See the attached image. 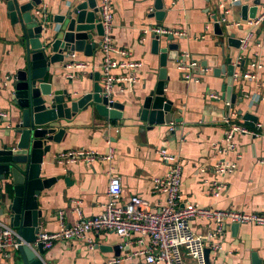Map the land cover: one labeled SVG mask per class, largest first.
Wrapping results in <instances>:
<instances>
[{"label":"crops","instance_id":"crops-1","mask_svg":"<svg viewBox=\"0 0 264 264\" xmlns=\"http://www.w3.org/2000/svg\"><path fill=\"white\" fill-rule=\"evenodd\" d=\"M66 1L71 5L86 0H41L37 8L52 12L56 7H65ZM249 5L253 0H247ZM246 1V2H247ZM258 7L257 15L251 22L264 15V0ZM97 4L99 0H96ZM113 14V44L130 52L128 61L140 64L132 72L137 81L131 86L127 82L115 84L113 100L124 105L123 119L114 127H108V139L102 138L106 128L103 119L96 117L93 106L89 104L65 125L66 133L58 145H53L54 153L44 158L43 177L68 175V184L63 179L42 193L40 208L43 220L40 230L56 232L59 229L57 215L63 213V223L73 225L78 215L74 208L80 210L83 218H91L103 211L106 203V189L109 176L119 177L122 186L121 203L137 196L148 202L153 209L164 202V196L152 193V181L163 176L165 164L159 159L157 151L165 149L168 154L177 157L182 174L180 192L182 199L202 208L221 211H236L245 214L264 215V24L250 25L242 23L236 16L229 20L231 31L236 38L247 40L244 49H231L225 45V56L221 58V48L213 34L209 19L213 12L218 13L228 6L229 0H161L164 11L161 20L155 14V0H110ZM246 2L241 1V4ZM239 26H242L239 29ZM16 27L10 24L6 16L5 4L0 0V112L7 114L9 108V91L7 78L13 76L22 66L23 53L17 43ZM161 28L180 33L183 36L180 55L187 53L198 63L199 68L211 71L201 75L198 81L184 80L177 66L180 62H169L168 81L165 88L167 99L173 102V112L179 113L166 125L146 131L145 126L136 119L139 101L157 83L159 58L151 54L150 41L153 33L150 29ZM148 30L147 34H143ZM232 58L234 75L246 71L254 72L255 80L238 78L232 82V93L242 103L233 108L223 100H213L210 94L222 98V89L226 75L216 77L212 69L226 65V59ZM242 57L241 63L237 60ZM77 61L85 67L76 70V78L68 81L65 76L68 69L60 66L54 69V84L68 85L74 99H79L92 90L94 81L91 76L99 74L102 55L96 49L92 56L75 53ZM116 59L123 58L116 56ZM250 63H257L260 69L249 68ZM115 76L129 75V70L112 71ZM101 75V74H100ZM123 91H120V89ZM257 94L259 102L250 105L246 95ZM241 112V113H240ZM248 113L257 119L255 128L245 125L242 115ZM234 115V122H240L258 136L236 135L233 142L236 152L227 156L219 152L225 145L227 126L222 122L224 116ZM7 121V117L4 118ZM181 120V121H180ZM177 121V122H176ZM64 124L65 122H61ZM170 123L174 131L170 132ZM8 125V122L4 123ZM84 150L97 152L101 156L111 154L109 161L98 159L86 164L78 162L66 166H56V155L71 151ZM219 161L234 162L236 168L229 173H215L214 166ZM221 187L219 197L211 194V184ZM1 196L8 199V191ZM6 199V200H7ZM3 222V221H1ZM208 219L195 218L190 222L191 230L198 235L207 236L211 227ZM5 223V220L4 222ZM6 224V223H5ZM233 224L226 226L219 237L220 250L209 255V264H251V254L256 253L264 259V227L239 225L231 231ZM209 227V228H208ZM93 248L90 250L86 241L68 240L55 242L44 251L45 264H104L110 259L118 258L121 264H145L143 256L134 255L146 246L137 243L138 234L129 239H122L114 233L101 232L91 234ZM120 248V256L115 257L114 247ZM15 251L10 249L0 254V264H12ZM131 255H134L131 257ZM184 264H194L186 260Z\"/></svg>","mask_w":264,"mask_h":264},{"label":"water","instance_id":"water-1","mask_svg":"<svg viewBox=\"0 0 264 264\" xmlns=\"http://www.w3.org/2000/svg\"><path fill=\"white\" fill-rule=\"evenodd\" d=\"M5 4L6 16L16 30L17 43L22 49L23 61L13 76L7 79L9 91V108L7 114L0 116V185L4 196L8 191V199L2 196L0 204V221L15 232L17 248L14 250L12 264H45L42 255L44 250L36 243V236L42 223L43 215L40 198L45 190H49L59 179L66 184L70 182L68 175L43 177L44 158L54 153L53 145H58L66 133V123L70 122L89 104L93 106L95 116L106 124L102 138L108 139V127H114L123 119L124 105L109 99L102 94L100 72L91 76L94 81L92 90L79 99H74L68 85L54 84V69L60 66L67 69L71 63V53H83L92 56L100 45L103 35L102 25L98 22L96 0H86L79 4L56 7L52 12L40 10L41 0H2ZM228 3L218 13L212 14L209 23L217 44L221 48L220 56H225V45L239 50L241 39L231 31L229 20L236 16L242 23L255 18L261 0H247ZM155 14L161 20L164 11L161 0H155ZM264 24V15L261 20ZM242 26H239L241 29ZM183 36L153 33L150 41L151 54L159 58V71L156 85L139 101L136 119L142 123L146 131L154 127L166 125L179 113L173 112L174 105L165 94L168 81L169 62L182 61L180 55ZM207 64H203L205 68ZM216 77L226 75L222 89V98L226 104L234 107L243 102L232 93L234 66L232 58L226 59V65L212 69ZM71 81V80H68ZM241 113V112H240ZM7 117V121L4 118ZM245 125L255 128L257 119L245 113L242 115ZM181 121V120H180ZM8 122V125L4 123ZM61 122H65L62 124ZM177 122V121H176ZM66 124V125H65ZM56 166H59L56 164ZM71 183V182H70ZM7 199V200H6ZM239 225L233 224L231 231ZM114 256H120V248H112ZM210 249L205 248L206 263L209 264ZM251 264H264V259L256 253L251 254Z\"/></svg>","mask_w":264,"mask_h":264},{"label":"built area","instance_id":"built-area-1","mask_svg":"<svg viewBox=\"0 0 264 264\" xmlns=\"http://www.w3.org/2000/svg\"><path fill=\"white\" fill-rule=\"evenodd\" d=\"M65 1V0H61ZM239 0H229V3H235ZM67 6L71 4L66 1ZM98 10V22L102 25L103 35L100 39V45L97 47L101 53L102 59L99 65L100 83L102 94L109 101L113 98V87L115 84L127 82L133 85L137 79L132 72L140 64L128 61L130 52L125 49L117 48L113 44L112 28L113 14L111 10L110 0H99L96 5ZM262 17L257 18L250 25H258ZM155 34H173L180 36V33L166 31L161 28L150 29ZM148 30H144L143 34H147ZM251 36V35H250ZM246 39L241 40L240 49H244L247 44ZM116 56L123 60L116 59ZM182 61L177 66L184 80H193L197 82L198 75H194V71L198 70V74L204 75L211 71L210 68H199L198 63L191 59L190 55L184 53L181 55ZM71 63L67 64L68 72L65 78L74 80L76 70L83 69L85 65L75 58V53L70 54ZM242 57L237 60V65L241 63ZM249 68L255 70L260 69L257 63H250ZM121 69L129 70V75L115 76L112 71ZM235 80L242 78L247 81H254V72L246 71L240 75L233 76ZM8 79V78H7ZM120 91H123L121 88ZM250 105L259 102L260 97L257 94L245 96ZM209 98L219 100L220 97L210 94ZM5 114L0 112V116ZM234 115L224 116L222 122L227 126L225 132V145L219 149L223 155L236 152V145L233 142L236 135L258 136L254 131L248 129L240 122H234ZM174 123H170L169 131H174ZM159 159L165 164L166 172L163 176L154 178L152 181V193L164 196V202L157 208H151L150 204L145 200L133 196L126 203H121L122 186L119 177L109 176L106 189V203L103 211L91 218H83L80 210L74 208L78 215L77 221L70 226L63 223V213L57 215L60 224L56 232H45L39 230L36 236V243L42 245L43 250L50 249L55 242L79 240L86 241L88 248H93L90 238L91 234H99L101 232L114 233L122 239H129L132 235L138 234L137 243L143 244L147 238L146 246L136 252L134 255L143 256L145 264H184L186 260H191L194 264H207L205 259V248L210 249V253L216 254L220 250L218 242L219 237L224 233L226 226L230 224L237 225H253L264 227V215L262 214H245L236 211H221L211 208H202L197 204L190 203L182 199L180 192L182 169L177 157L167 153L165 149L157 151ZM100 160L109 161L111 154L101 156L97 152L84 150H71L56 155L55 163L57 165L66 166L67 164H75L83 162L90 164ZM236 168L234 162L228 163L219 161L214 166L215 173L223 174L232 172ZM221 187L211 184V194L219 197ZM2 187L0 185V204L2 202ZM195 218H203L211 221V227L207 236L195 234L190 227V222ZM15 232L7 224L0 221V254H5L10 249H16ZM134 255H131L133 257ZM104 264H121L118 258L110 259Z\"/></svg>","mask_w":264,"mask_h":264}]
</instances>
